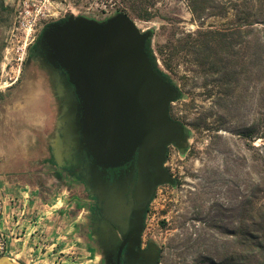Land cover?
<instances>
[{
  "label": "rangeland",
  "instance_id": "rangeland-1",
  "mask_svg": "<svg viewBox=\"0 0 264 264\" xmlns=\"http://www.w3.org/2000/svg\"><path fill=\"white\" fill-rule=\"evenodd\" d=\"M0 4L3 7L0 8V89L4 91L0 93V112L9 113L6 117L0 116V124L14 136L23 130V126H17L11 115L14 90L25 83L26 77L35 76L31 67H28L25 76L22 73L26 57L19 68L5 53V47L13 45L8 41L16 32L18 21L22 16L29 18L20 12L24 9L36 15L39 31L44 24L64 19L70 14L103 20L115 14L122 4L118 0H0ZM141 5L147 8V12H139ZM136 13L139 14L131 12L129 16L140 30L151 31L149 46L156 64L179 90V95L169 105L170 115L185 124L189 132L184 151L169 147L166 167L174 183L158 188L146 215L143 240L150 239L159 247L158 264H208L212 258V238L208 236L213 231L212 215L219 211L215 203L230 205L246 193L235 172L240 175L238 158L247 154L248 149L228 130L251 119L256 101H251L250 95L255 83L245 82L248 86L247 108L241 110L239 116L224 122L222 129L214 130L219 124L212 122V73L205 70L207 66L199 68L195 65L194 54L188 46L181 48L172 61L167 60L165 54L169 44L176 45L179 39L186 42L189 33L194 38L196 31L230 25L232 15L198 18L191 13L188 0H146L142 4L137 3ZM16 76V84L7 88ZM203 117L206 119L203 120ZM259 144L260 139L254 140L253 145ZM42 150L47 157L48 149L45 147ZM39 162L34 166L33 173H39L33 175V181L40 186L43 197L57 195L65 204L76 201L77 193L64 189L66 185L59 178H56L55 184L51 182V186L48 185V179L43 178L48 176L47 170L42 169V162ZM59 201L56 200V204ZM69 204L65 213L76 219L77 224L70 230L68 222L58 216L57 241L38 264H94L79 232V205L73 204L69 208ZM221 222L225 223V219Z\"/></svg>",
  "mask_w": 264,
  "mask_h": 264
},
{
  "label": "water",
  "instance_id": "water-1",
  "mask_svg": "<svg viewBox=\"0 0 264 264\" xmlns=\"http://www.w3.org/2000/svg\"><path fill=\"white\" fill-rule=\"evenodd\" d=\"M150 35L117 12L103 20L70 14L50 22L37 39V52L64 69L74 87L78 103L68 127L92 165L120 167L138 154L140 179L125 239L131 247L140 243L155 187L174 183L162 167L168 146L184 151L189 134L170 115L179 90L154 69L146 51ZM142 255L155 264L159 247L150 244ZM0 264L20 263L1 255Z\"/></svg>",
  "mask_w": 264,
  "mask_h": 264
},
{
  "label": "trees",
  "instance_id": "trees-1",
  "mask_svg": "<svg viewBox=\"0 0 264 264\" xmlns=\"http://www.w3.org/2000/svg\"><path fill=\"white\" fill-rule=\"evenodd\" d=\"M118 1L122 7L115 13L129 15L139 14L137 3L146 0ZM188 3L191 13L198 18L232 15L230 25L196 31L194 38L189 33L186 42L179 39L176 45L169 44L165 54L172 61L181 48L188 46L195 65L207 66L205 70L212 73V122L219 124L214 130L222 129L224 122L247 108L245 82L255 83L250 95V100L256 101L251 119L228 130L248 149L247 154L238 158L240 175L235 172L246 193L230 205L215 203L219 211L212 215L213 231L208 235L212 238V258L208 264H264V0H188ZM0 8H3L1 4ZM139 8V12H147L144 5ZM146 51L154 69L173 83L158 68L149 38ZM256 139L261 140L258 146L253 145ZM229 141L235 145L232 139ZM223 219L225 223L221 222Z\"/></svg>",
  "mask_w": 264,
  "mask_h": 264
},
{
  "label": "flooded vegetation",
  "instance_id": "flooded-vegetation-1",
  "mask_svg": "<svg viewBox=\"0 0 264 264\" xmlns=\"http://www.w3.org/2000/svg\"><path fill=\"white\" fill-rule=\"evenodd\" d=\"M48 24L41 27L37 36ZM37 39L28 48L22 73L25 76L26 70L31 67L35 72V82L50 99L52 127L46 136L49 159L57 169L59 181L67 183L68 189L77 193L82 242L94 264H147L142 254L150 244L155 243L150 239L143 240L146 215L158 188L164 184L155 187L145 207L140 243L131 247L125 239L140 179L138 154L130 164L120 167L98 168L92 165L74 132L69 131L68 127L78 103L74 87L64 69L37 52ZM181 124L185 127V124ZM170 146L162 164L167 171ZM153 168V165L149 166L150 170ZM158 263L159 259L155 264Z\"/></svg>",
  "mask_w": 264,
  "mask_h": 264
},
{
  "label": "crops",
  "instance_id": "crops-1",
  "mask_svg": "<svg viewBox=\"0 0 264 264\" xmlns=\"http://www.w3.org/2000/svg\"><path fill=\"white\" fill-rule=\"evenodd\" d=\"M17 79L14 77L7 88L14 86ZM35 80L36 76H28L14 90L11 115L17 126H23L22 133L12 136L0 124V234L6 247L3 255L20 264H38L49 253L58 238V216L68 222L70 230L77 224L65 213L69 202L65 204L57 195L43 197L40 186L33 181V175L39 173H33L39 161L47 170L48 176L43 178L48 179L49 186L59 178L49 154L45 157L42 150L48 149L46 136L52 127L50 99ZM0 113L5 117L9 114ZM56 200H60L59 204ZM73 204L78 205V201L70 202L69 208Z\"/></svg>",
  "mask_w": 264,
  "mask_h": 264
},
{
  "label": "built area",
  "instance_id": "built-area-1",
  "mask_svg": "<svg viewBox=\"0 0 264 264\" xmlns=\"http://www.w3.org/2000/svg\"><path fill=\"white\" fill-rule=\"evenodd\" d=\"M20 13H24L29 16V18L22 16V19L18 21L16 32L12 35L10 41H8V44L13 43V45L11 47H9V45L5 47V53L7 55L9 54V58L14 60L18 64L19 68L26 57L28 48L37 37V32H39L37 30V16L32 15L30 11L24 9ZM5 248V241L0 234V255H3Z\"/></svg>",
  "mask_w": 264,
  "mask_h": 264
}]
</instances>
